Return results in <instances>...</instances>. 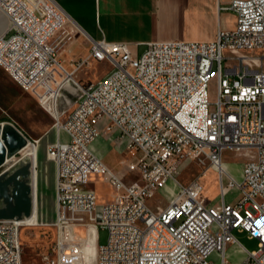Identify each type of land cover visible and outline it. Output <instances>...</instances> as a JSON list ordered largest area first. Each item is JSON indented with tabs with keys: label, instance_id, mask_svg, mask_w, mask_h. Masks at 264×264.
I'll use <instances>...</instances> for the list:
<instances>
[{
	"label": "built area",
	"instance_id": "2783aa9c",
	"mask_svg": "<svg viewBox=\"0 0 264 264\" xmlns=\"http://www.w3.org/2000/svg\"><path fill=\"white\" fill-rule=\"evenodd\" d=\"M225 10L236 15V28L220 31L213 42H152L139 58L128 43L102 40L74 62L71 73L53 41L70 22L61 6L54 0H0L9 21L0 38V68L43 106L62 90L77 99L56 124L68 141L59 138L47 150L56 165L57 245L45 264H87L91 233L94 264H213L216 253L220 264H230L226 249L236 241L235 231L259 244L242 264H264V70L245 64L229 69L224 54L264 49V0H232ZM91 60L108 61L112 70L85 86L74 77ZM71 83L74 91L67 88ZM103 132L116 133L138 154L129 164L138 173L136 182L127 183L96 154L93 145ZM29 145L37 147V141ZM229 149L254 152L240 181L223 164ZM185 160L206 161L217 173L218 205L207 202L203 175L180 181ZM92 176L112 186V202L98 205ZM233 189L240 199L229 203ZM160 190L171 200L154 210L149 202ZM32 216L0 220V264H27L21 229L41 226L29 221ZM101 228L109 232L102 246Z\"/></svg>",
	"mask_w": 264,
	"mask_h": 264
},
{
	"label": "rangeland",
	"instance_id": "374dc122",
	"mask_svg": "<svg viewBox=\"0 0 264 264\" xmlns=\"http://www.w3.org/2000/svg\"><path fill=\"white\" fill-rule=\"evenodd\" d=\"M73 27L68 23L60 34L71 31ZM144 28L139 29L146 32ZM147 34V33H146ZM145 33H133L132 37L126 40V43L135 45L139 38H145ZM137 57H142L147 50L146 45H140L133 48ZM83 53V52H82ZM225 57H228L226 51ZM233 58L228 60V68L236 70L243 68V64L253 70H264V49L246 51L241 50L236 54L231 55ZM239 56H247L249 59H241ZM77 58V57H76ZM254 59V60H252ZM77 60L74 59V62ZM112 70V65L108 61L96 62L91 61L88 66L75 74L74 80L80 81L81 84L88 86L96 84L105 78ZM218 71L215 64L213 73ZM225 75V71H223ZM234 76H230L232 80ZM73 88H76L71 83ZM210 100L212 102L217 99V76H213L210 87ZM67 93L63 90L58 94L55 93L54 98L46 105L40 104L36 99L32 98L27 93L23 92L0 68V126L5 124L4 131L12 134L15 139V151L9 153L8 144L5 139H1L0 143V214L10 215L20 211L25 213L23 206L25 199L32 200V187L29 170L25 161L21 159L20 148L24 143H28L31 139H37L50 128H56L58 121L63 123L70 112L75 107L76 98L65 97ZM70 100V101H68ZM70 102V103H68ZM100 138H105L107 141L108 154L105 162L108 166L114 167V171L123 178L127 183L131 184L138 180L137 171H131L129 164H135L138 159L136 152H131L128 149V143L114 134L103 132ZM99 138V139H100ZM251 152L249 150H226L223 154V164L227 173L235 180L240 181L241 174L245 164L250 160ZM41 167L39 189H38V209L41 222H52L56 220V195L52 184L51 171L46 165L43 157V148L41 147ZM12 155V157L10 156ZM9 156L11 157L8 161ZM101 158V157H100ZM102 159V158H101ZM103 160V159H102ZM123 161V162H122ZM122 162V165H121ZM50 166V165H49ZM56 166V165H55ZM26 168V169H25ZM202 176V184L205 187L204 196L207 202L216 206L220 203V188L218 184V175L209 168V164L203 160H185L179 169V179L183 184H187L193 178ZM171 186V184H170ZM97 188V185H95ZM227 202L235 203L240 199V192L233 189L227 195ZM171 200L170 195H166L164 190H160L154 199L149 202V206L157 210L165 208ZM78 235L84 237L85 231L78 230ZM235 239L240 242L249 252L259 250L257 240H250L247 233H233ZM109 239L107 229L99 230V245H106ZM21 241L23 245L24 262L27 264H45V262L54 256V250L57 245V231L53 226L22 228ZM86 260L87 264H94L95 247L94 236L90 234L88 244L86 245ZM237 259V257H235ZM213 264H220L218 254H214L211 258ZM234 264V259L231 261Z\"/></svg>",
	"mask_w": 264,
	"mask_h": 264
},
{
	"label": "crops",
	"instance_id": "0c3cea01",
	"mask_svg": "<svg viewBox=\"0 0 264 264\" xmlns=\"http://www.w3.org/2000/svg\"><path fill=\"white\" fill-rule=\"evenodd\" d=\"M54 1L68 14L69 24L73 27L70 32L67 31L64 34H60L61 30L53 39L64 67L71 73L75 69L74 59L78 61L87 58L94 42L105 40L109 43H126V40L130 39L133 33H138L139 35L141 33L147 34L145 38H139L135 45L130 44L132 50L140 45L148 46L152 42H213L217 39L220 31L234 30L237 23L236 15L231 11L225 10L229 8L232 0ZM8 27V18L0 11V38L6 33ZM146 27H151L152 31L150 29H146V32L141 31ZM59 138L65 142L69 139L65 132L61 131L58 133L57 128H50L37 139H31L37 141L36 156L35 150L31 146H27L20 151L21 159L25 161L29 169L33 192L32 208L35 205V219L44 227L52 226L56 220L52 222L40 221L37 199L41 147L43 148V157L46 165L51 171L52 184L56 195V166L54 162L49 160L47 150ZM106 146L107 141L105 138L98 139L93 145L96 154L104 162L109 151L107 149L108 146ZM31 148H33V155L24 157L25 151ZM9 161L10 158L7 162ZM109 167L114 171V167ZM95 185H97V188H95ZM91 188L96 191L99 206L113 201L115 191L102 177L92 176ZM249 253L237 240L230 243L226 249V256L230 264L233 259L234 264H242L248 258Z\"/></svg>",
	"mask_w": 264,
	"mask_h": 264
},
{
	"label": "water",
	"instance_id": "95a60500",
	"mask_svg": "<svg viewBox=\"0 0 264 264\" xmlns=\"http://www.w3.org/2000/svg\"><path fill=\"white\" fill-rule=\"evenodd\" d=\"M3 131V134L1 135V132ZM1 139H5L7 141V144H8V149H9V153H12L13 151H15V139L14 137H12V134H8V132L6 133V131H4V128L0 126V143H1ZM26 145H28V143H24ZM22 146L20 148V150L24 147ZM12 157V155H10ZM9 156V157H10ZM10 157V158H11ZM26 169V168H25ZM26 172H27V169H26ZM23 209H24V214L21 213L20 211L18 212H14L10 215H2L0 214V220H11V219H24V218H30L32 216V200L26 198L25 199V205L23 206Z\"/></svg>",
	"mask_w": 264,
	"mask_h": 264
},
{
	"label": "bare ground",
	"instance_id": "6f19581e",
	"mask_svg": "<svg viewBox=\"0 0 264 264\" xmlns=\"http://www.w3.org/2000/svg\"><path fill=\"white\" fill-rule=\"evenodd\" d=\"M229 54V53H228ZM228 58H229V60H231L233 57L231 56V54H229L228 55ZM239 58H241V59H243L244 58V60L245 59H249V57H247V56H239ZM252 60H254V59H252ZM67 88L70 90V91H74V88L70 85H68L67 86ZM5 126V124H3V125H1V127H4ZM3 134V131L1 132V135ZM27 146H31V147H33L34 148V150H35V156H36V151H37V147H35V146H33V145H26V146H24L23 148H25V147H27ZM22 148V149H23ZM33 148H31L30 150H27V151H25V153L23 154V156L24 157H27V156H31V155H33ZM21 149V150H22ZM10 158V157H9ZM11 159V158H10ZM27 170H29L28 168H27ZM29 172V171H28ZM32 218L29 220V221H32V222H35V205H34V207H33V210H32Z\"/></svg>",
	"mask_w": 264,
	"mask_h": 264
}]
</instances>
